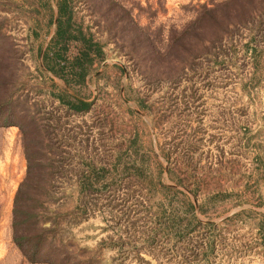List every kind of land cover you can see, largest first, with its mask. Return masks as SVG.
<instances>
[{
  "label": "rangeland",
  "instance_id": "obj_1",
  "mask_svg": "<svg viewBox=\"0 0 264 264\" xmlns=\"http://www.w3.org/2000/svg\"><path fill=\"white\" fill-rule=\"evenodd\" d=\"M218 1L71 0L73 18L102 49L87 75L91 104L74 112L50 95L40 58L54 29V0H0V264H49L28 261L11 238L13 196L26 175L28 204L44 225L55 222L52 242L75 260L242 264L243 253L256 252L264 261V240L252 249L251 230L262 224L264 233V214L238 211L255 205L264 212L262 15L244 23L243 11L256 6L230 0L218 7L220 27L205 12ZM248 44L261 50L256 67ZM77 46L69 41L67 54ZM133 134V161L157 167L155 151L164 182L196 186L198 200L229 194L197 213L213 227L199 225L181 239L157 235L148 244L160 194L132 175L78 198L77 175L87 159L106 167L134 163L122 161ZM81 204L83 214L76 210Z\"/></svg>",
  "mask_w": 264,
  "mask_h": 264
},
{
  "label": "trees",
  "instance_id": "obj_2",
  "mask_svg": "<svg viewBox=\"0 0 264 264\" xmlns=\"http://www.w3.org/2000/svg\"><path fill=\"white\" fill-rule=\"evenodd\" d=\"M229 1L221 0L205 8V12L216 20L217 25L221 24L218 22V7L228 4ZM54 2L55 16L52 18L54 29L40 51L42 66L48 72L51 84L49 93L67 109L74 112L84 111L91 104V101L87 100L90 96L87 75L95 59H102V49L98 40L82 27L81 22L73 18L71 0H54ZM242 2L247 5L253 2V6H256L255 8L247 7L243 11L242 22L253 21L256 16L262 15L260 22L264 28V0H242ZM223 27L226 28V25ZM219 37L221 35L216 33L215 39ZM71 40L77 41L78 46L74 54L68 55V42ZM248 42L249 38L246 40V43ZM245 50L252 57L253 66L256 67L258 65L256 62L261 54L260 48L248 44ZM120 69L123 68L120 67ZM54 78L60 79L62 84H56ZM136 102L138 105H144L142 97H138ZM126 140L127 144L123 149L126 159L122 160V156L116 154V160H126L127 164L130 162V158L134 162L133 159L137 158L138 150L134 148L132 156L130 150L127 151L136 144L135 134ZM152 155L157 167H143L135 162L128 165L112 164L106 167L95 165V162L87 159L85 161L87 165L80 168L77 175L78 198L84 195L96 196L118 185L124 177L132 175L143 183L146 190L158 191L160 194L157 202L158 210L152 215L153 225L150 227V233L145 237L148 244L155 242L157 235L181 239L199 225H203L207 229L213 227L214 222L201 221L197 212L199 214L205 213L209 206L223 201L229 194L215 192L204 196L202 200H197L196 186L184 190L180 187L179 180L174 181V183L164 182L161 178L163 167H159L160 161L155 151L152 152ZM168 170L166 168L165 172ZM26 179L27 175L18 184L11 208V238L21 254L31 262L89 264V258L75 260L69 251L62 249L61 244L52 242L51 239L57 234L58 228L54 221L44 225L40 221L37 207L28 204V199L32 198L29 195L32 189L27 185ZM195 200H197L196 204L194 203ZM22 201L27 202L22 203ZM76 210L79 211V214L85 213V205H77ZM210 248V244L207 242L206 249L201 251V256L208 253Z\"/></svg>",
  "mask_w": 264,
  "mask_h": 264
},
{
  "label": "crops",
  "instance_id": "obj_3",
  "mask_svg": "<svg viewBox=\"0 0 264 264\" xmlns=\"http://www.w3.org/2000/svg\"><path fill=\"white\" fill-rule=\"evenodd\" d=\"M198 200V199H197ZM197 200H195L194 201V203L196 204V201ZM225 200V199H224ZM244 207H240L239 209H238V211L239 210H245V212L246 213H248V215H249V212H252V215H251V213H250V215L251 216H253V215H256V214H264V212L263 211H259V210H257L256 208H255V205H249V207L248 208H246V209H243ZM229 212L230 211H227V212H225L224 214H223V219L222 220H224V219H227L226 217H230V215H229ZM237 212V211H236ZM244 212V211H243ZM198 213V212H197ZM248 215H246V216H248ZM203 221H212V222H214V225H215V221L213 220V219H210V218H207V219H203ZM251 230H254V233H252V238L255 240L254 241V245H253V248L252 249H258V248H260V247H258V246H260V242H258V241H263L264 240V233H263V231H262V224H260L259 226H253L252 228H251ZM242 252H243V250H242ZM259 256H257V254H256V252H252V253H250V254H248V255H244V253L242 254V264H264V261H262V257L260 258H258Z\"/></svg>",
  "mask_w": 264,
  "mask_h": 264
}]
</instances>
